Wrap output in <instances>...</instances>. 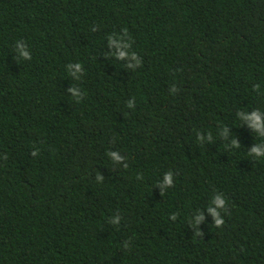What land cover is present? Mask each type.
<instances>
[{
	"label": "trees",
	"instance_id": "16d2710c",
	"mask_svg": "<svg viewBox=\"0 0 264 264\" xmlns=\"http://www.w3.org/2000/svg\"><path fill=\"white\" fill-rule=\"evenodd\" d=\"M0 264H264V0H0Z\"/></svg>",
	"mask_w": 264,
	"mask_h": 264
},
{
	"label": "clouds",
	"instance_id": "9594fccd",
	"mask_svg": "<svg viewBox=\"0 0 264 264\" xmlns=\"http://www.w3.org/2000/svg\"><path fill=\"white\" fill-rule=\"evenodd\" d=\"M120 55L123 56L124 54L121 53ZM76 67H77V69H79L80 65H76ZM253 116L255 117L256 122L252 126L255 127V128H257V129H260V124L258 122V116L255 113L253 114ZM253 151H257V150L256 149H253ZM165 182L166 183L169 182V178L168 177L165 178ZM215 203L219 207H223L224 206V201L222 199H220V198H217L216 201H215ZM212 214H213L214 218L217 215L215 212H213ZM201 219H202V217H198L197 218V223H199ZM215 223H216L217 226H219V225H221L223 223V221L220 220V219H215Z\"/></svg>",
	"mask_w": 264,
	"mask_h": 264
}]
</instances>
